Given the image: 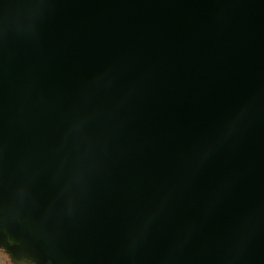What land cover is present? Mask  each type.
I'll return each mask as SVG.
<instances>
[{
  "label": "water",
  "instance_id": "water-1",
  "mask_svg": "<svg viewBox=\"0 0 264 264\" xmlns=\"http://www.w3.org/2000/svg\"><path fill=\"white\" fill-rule=\"evenodd\" d=\"M0 245L264 264V0H0Z\"/></svg>",
  "mask_w": 264,
  "mask_h": 264
},
{
  "label": "flooded vegetation",
  "instance_id": "flooded-vegetation-1",
  "mask_svg": "<svg viewBox=\"0 0 264 264\" xmlns=\"http://www.w3.org/2000/svg\"><path fill=\"white\" fill-rule=\"evenodd\" d=\"M0 264H24L0 245Z\"/></svg>",
  "mask_w": 264,
  "mask_h": 264
}]
</instances>
